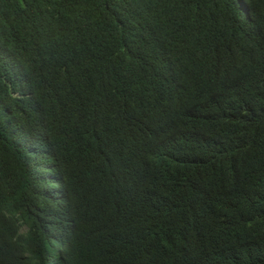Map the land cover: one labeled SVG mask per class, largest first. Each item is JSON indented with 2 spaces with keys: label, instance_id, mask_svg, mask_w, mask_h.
<instances>
[{
  "label": "trees",
  "instance_id": "16d2710c",
  "mask_svg": "<svg viewBox=\"0 0 264 264\" xmlns=\"http://www.w3.org/2000/svg\"><path fill=\"white\" fill-rule=\"evenodd\" d=\"M0 264H264V0H0Z\"/></svg>",
  "mask_w": 264,
  "mask_h": 264
}]
</instances>
